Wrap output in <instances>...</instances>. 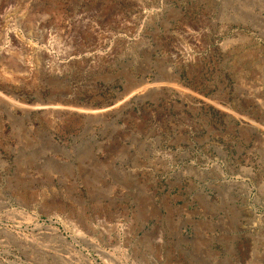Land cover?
Wrapping results in <instances>:
<instances>
[{"label": "rangeland", "instance_id": "rangeland-1", "mask_svg": "<svg viewBox=\"0 0 264 264\" xmlns=\"http://www.w3.org/2000/svg\"><path fill=\"white\" fill-rule=\"evenodd\" d=\"M0 264H264V0H0Z\"/></svg>", "mask_w": 264, "mask_h": 264}]
</instances>
